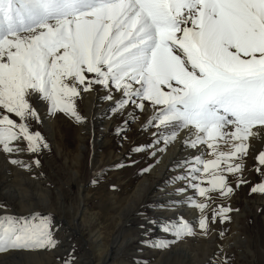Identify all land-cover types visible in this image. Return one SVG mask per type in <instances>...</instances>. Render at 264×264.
Listing matches in <instances>:
<instances>
[{
  "label": "snow or ice",
  "instance_id": "6c2138e0",
  "mask_svg": "<svg viewBox=\"0 0 264 264\" xmlns=\"http://www.w3.org/2000/svg\"><path fill=\"white\" fill-rule=\"evenodd\" d=\"M98 88L113 115L131 109L135 119L151 107L152 139L130 151L150 150L157 163L173 143L194 153L172 178L183 199L170 202L192 219L149 220L171 239L145 247L166 250L230 220L233 182L264 197V0H0V154L9 164L30 170L12 157L49 149L33 125L55 115L87 123L75 100ZM36 104L46 105L44 116ZM246 158L258 182L244 178ZM0 227V254L57 244L50 214L0 215Z\"/></svg>",
  "mask_w": 264,
  "mask_h": 264
},
{
  "label": "rangeland",
  "instance_id": "374dc122",
  "mask_svg": "<svg viewBox=\"0 0 264 264\" xmlns=\"http://www.w3.org/2000/svg\"><path fill=\"white\" fill-rule=\"evenodd\" d=\"M101 95L103 91L98 88L88 97L75 100L79 112L88 118L83 125L62 115L47 118L42 125H33V130L41 133L49 149L35 157L28 153L17 156L30 165V170L7 161L9 166L23 172L10 178L9 169L5 168L4 178L0 175V188L21 187L26 197L28 191L41 194L47 190L51 208L39 204L40 208L31 213L50 214L57 226L53 230V238L57 241L55 247L14 252L18 256L15 263L38 264L40 262L31 260L37 255L44 259L41 264H65L66 261L90 264L97 261L91 257L97 243L90 240L98 237L104 264H210L217 255L227 259L228 264H264V197L249 194L246 184L236 188L235 182L232 183L235 191L227 203L238 211L230 213V220L213 225L207 236L199 234L197 229L196 236L187 237L166 250L144 246V241L171 239L150 225L149 220H170L177 216L191 220L193 213L186 206L170 207V202L183 199L176 194V189L183 187V183L172 179L179 174L178 167L169 168L172 176L160 186L149 177L155 175L159 167V162L150 158V150L130 151L134 146L151 141L154 129L146 126L151 114L137 112L136 118L132 119L131 109L123 115H113L109 108L101 112L99 108L106 102ZM36 107L44 116L46 105L42 108L36 104ZM125 120L129 121L127 125L123 123ZM107 125L109 127L105 129ZM142 126L144 130H141ZM121 128L125 131L118 135ZM255 143L259 148V142ZM171 145L163 154H158V160ZM189 151L185 147L184 159L194 154L187 153ZM33 158L39 159V167L31 165ZM131 161L135 163L128 166ZM117 164L123 166L115 167ZM149 164L153 165L150 171L141 173L140 170ZM245 164L244 178L249 183L258 182V173L251 171L255 160L246 158ZM144 176L149 177L150 185L141 189L138 185ZM208 178L205 174V183L201 186H208ZM93 180L96 183H92ZM151 192H156L155 196ZM172 198L176 200L170 201ZM0 206H6V212L0 215L22 217L31 214L22 212L14 196L3 198L0 194ZM161 206L168 210H162ZM74 218L77 223L73 222Z\"/></svg>",
  "mask_w": 264,
  "mask_h": 264
},
{
  "label": "bare ground",
  "instance_id": "6f19581e",
  "mask_svg": "<svg viewBox=\"0 0 264 264\" xmlns=\"http://www.w3.org/2000/svg\"><path fill=\"white\" fill-rule=\"evenodd\" d=\"M89 94H91V93L84 94V97H88ZM101 96H103V95H101ZM108 104H109V102L106 101L104 104L101 105V107L99 108L101 110V112H104V111H106L109 108ZM40 105H41L42 108L44 107L43 104H40ZM145 113H146V115H150L151 114V108H149L148 111L145 112ZM108 127L109 126L107 125L105 127V129H107ZM184 150H185V147L183 146L182 143H173L170 146V150L164 155L163 158H161L159 160V167L156 169L157 172L155 173V175L153 174V176L150 175L149 177L154 178L155 179L154 182L156 184L160 185V186L166 184L167 180L169 178H171V176H172L171 175L172 173H170V169L169 168L177 167L179 162L184 160V157L182 155V152H184ZM187 153H192L193 154L192 151H189ZM15 158L18 159L17 156ZM5 168L9 169V173L10 174H8V177H10V178H14V176L16 174H19V173L23 172V171L21 172V170H19L17 168L9 166V164H7V160H6L5 156L3 154H0V175H1L2 178H4ZM75 175H76V172H75ZM149 177L144 176L143 179L140 181V184L138 186H140L141 189L144 188L143 186H145L146 184H148L146 187H148L150 185V183L148 182ZM20 188L14 189L13 186H11V187L3 186L2 188H0V194H1V196H3V198H8L10 196H14L15 199L18 201V204H19L22 212L25 213V214L26 213H31L32 210L40 208V206H38L39 204L43 205L44 208H49V209L51 208L50 193L47 190L43 191V193H41V194H37V193H34L32 191H28V192L26 191L29 194V196H28L29 198H28V197H26V195H24L23 190L20 189ZM150 188H149V190H150ZM156 192H151L152 196H155ZM31 193L34 194V195L32 196ZM171 197H172V195H171ZM173 199L176 200V198H172L170 201H172ZM4 211H5L4 209H0V214L3 213ZM72 220H73V222L77 223L76 222V220H77L76 218H74ZM90 238H92V237H90ZM92 239L93 240H90V241H92L93 244L97 243V245L95 246V251L91 253V257L94 256L97 261L96 262L91 261L90 264H104V259L101 258L104 255L101 252V249H102L101 248V246H102L101 242H99V238L98 237H94ZM227 246L228 245H226L225 248ZM31 260L40 262L38 264H41L44 261V259H41L37 255L31 257ZM16 261H18V256H16L14 252L4 253V254L0 255V264H18V263H15ZM33 264H35V263H33Z\"/></svg>",
  "mask_w": 264,
  "mask_h": 264
}]
</instances>
